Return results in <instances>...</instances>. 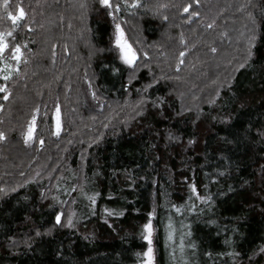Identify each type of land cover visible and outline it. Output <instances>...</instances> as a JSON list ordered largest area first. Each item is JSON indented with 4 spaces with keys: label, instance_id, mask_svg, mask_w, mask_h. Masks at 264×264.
I'll return each instance as SVG.
<instances>
[{
    "label": "trees",
    "instance_id": "16d2710c",
    "mask_svg": "<svg viewBox=\"0 0 264 264\" xmlns=\"http://www.w3.org/2000/svg\"><path fill=\"white\" fill-rule=\"evenodd\" d=\"M216 1L141 0L114 22L98 0H9L13 27L0 0L23 53L0 71V264H141L153 211L154 264H264V0Z\"/></svg>",
    "mask_w": 264,
    "mask_h": 264
},
{
    "label": "snow or ice",
    "instance_id": "6c2138e0",
    "mask_svg": "<svg viewBox=\"0 0 264 264\" xmlns=\"http://www.w3.org/2000/svg\"><path fill=\"white\" fill-rule=\"evenodd\" d=\"M99 5L107 11V14L112 17L113 21L115 22L117 20V14L122 11V9H135L141 6V0H98ZM196 3H199V0H196ZM9 7V0H3V8L5 10L6 18L12 22L13 27L18 26V22L23 20L26 16L25 10L23 7H18L16 13L8 11ZM161 7H167V5H161ZM192 7L191 4H188L183 7V11L185 13L189 12V9ZM192 16H198V12H192ZM165 20H167V16L164 17ZM209 28L212 27L211 24L208 25ZM8 37H13V32L12 31H4L0 32V62H3V68H0V71L4 73L2 79L4 81H8L11 76L13 71L19 73V67L18 65L20 64L22 60V50H21V44L15 43L12 44L9 42ZM14 39V37H13ZM252 39H255L253 36ZM115 45L116 49L119 54V59L122 60L125 64L132 66L135 64L137 61V51L133 48V46L127 41L125 37V32L124 29L122 28L120 23H115ZM213 52L216 51L215 48L211 49ZM10 52L11 55L8 57V59H11L12 61L16 62L17 67H13V64L7 63L6 58H5V53ZM145 55H147L145 53ZM249 56L252 55L251 48L249 49ZM180 56L183 57L184 53L181 52ZM26 63V61H24ZM184 61L181 59L178 62L177 68H179V65L183 64ZM243 66V65H241ZM0 93H5L4 99L7 100L9 98V90L7 87V84H0ZM93 96H95V93H93ZM2 107V105H0ZM39 109H35L34 112H38ZM55 132L53 133L54 135H59L61 131V110L60 106L57 104L55 106ZM107 127V125H105ZM35 130H36V115L34 114L32 116L31 122L27 126L26 132L23 133L24 136V142L26 144L30 143L35 135ZM4 133L0 132V139H4ZM43 139L40 140L41 146H43ZM192 191L195 193L196 188L193 185ZM198 195V194H197ZM201 199H204L203 197H200ZM92 203L95 204V199L90 198ZM175 207V206H174ZM195 206L193 205V208ZM178 212L180 211L179 208L176 209ZM107 212L108 210L105 209ZM110 214H118V215H123V212L120 213H110ZM62 213H57L55 215V223L56 225H61V216ZM154 215V211L149 213V219L146 223L143 224V232H142V238L147 241L148 246L146 251L143 252L144 259L141 261V264H154V250L152 247V233H153V224L151 217ZM68 227H73V220L72 217L69 216L67 219V225ZM39 234V233H37ZM171 238V235L169 236ZM194 247V245H193ZM183 250V244L182 248ZM261 251H264V249H261ZM139 255V254H138Z\"/></svg>",
    "mask_w": 264,
    "mask_h": 264
},
{
    "label": "rangeland",
    "instance_id": "374dc122",
    "mask_svg": "<svg viewBox=\"0 0 264 264\" xmlns=\"http://www.w3.org/2000/svg\"><path fill=\"white\" fill-rule=\"evenodd\" d=\"M217 1H219V2H221V0H217ZM217 1H216V3H217ZM231 35H232V33H231ZM125 37H126V35H125ZM127 39V38H126ZM115 23H114V35H113V44H114V47H115V49H116V45H115ZM127 41H128V39H127ZM129 42V41H128ZM226 46H227V44H226ZM226 46H224L225 48H227ZM230 48V47H229ZM222 50H223V48H222ZM116 51H117V49H116ZM117 53H118V51H117ZM221 53H222V51L220 50V52H219V57H221ZM118 56H119V54H118ZM228 56H223L222 58H220L219 60H217V62L219 63V62H223V60H227L228 58H227ZM127 65V64H126ZM129 66V65H128ZM215 76L216 77H218V75H216L215 74ZM36 115V118H37V112H34L33 114H32V116L33 115ZM32 116H31V118L29 119V121H28V123H27V125H26V130H27V126H28V124L31 122V119H32ZM55 107L53 108V111H52V135H53V137H55V138H57L58 136L57 135H54L53 133L55 132ZM26 130H25V132H26ZM60 133H61V131H60ZM33 141V140H32ZM32 141L30 142V143H28V144H26V146H30L31 144H32ZM175 226H176V223H174L173 224V227H172V229L169 231V226H167V228H166V231H169L170 232V234H168V239H169V241L172 243H174V245H175V247L177 248V251L178 250H180L181 248H182V241H183V238H182V236L180 235V234H178V233H176L174 230H175ZM171 235V238H169V236Z\"/></svg>",
    "mask_w": 264,
    "mask_h": 264
}]
</instances>
